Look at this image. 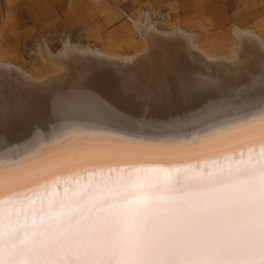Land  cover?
Instances as JSON below:
<instances>
[{
  "label": "snow or ice",
  "instance_id": "6c2138e0",
  "mask_svg": "<svg viewBox=\"0 0 264 264\" xmlns=\"http://www.w3.org/2000/svg\"><path fill=\"white\" fill-rule=\"evenodd\" d=\"M257 71L259 77L251 76L245 88L258 85L264 96V60ZM114 86L116 94L127 100L130 111L118 110L85 90L84 85L77 93L78 103L99 121L134 138L85 137L51 160L42 158L30 165L20 161L9 166L0 163V264H264V142L259 166L245 170L250 177L246 182L233 184L231 191L210 188L191 193L189 199L177 198L159 212L129 207L146 197L137 199L133 193H123V203L104 200L79 208L81 213L92 214L97 208L109 213L97 215L91 226H82L79 221L73 224L72 213L77 209L63 202L60 206L66 210L59 213L51 203L46 214L42 208L39 222L33 219L28 223L11 211L5 213V204L11 208L23 204L14 197L61 179V172H52L19 185L21 180L37 176L58 160L70 158L73 167L68 171L75 172L110 163H129L114 157L133 151L165 157L203 149L213 140L181 142V130L205 123L213 100L234 87L225 79L209 78L178 60L165 64L155 87L142 83L135 72L120 74ZM161 111L167 114L163 119L150 118ZM28 115L29 107L22 100L0 98V129L27 119ZM257 128L264 133V116L257 124L249 122L228 135ZM236 151L243 154L245 149H227L223 154ZM82 153L93 155L83 163H75ZM100 153L103 155H96ZM225 180L235 181L236 175L230 172Z\"/></svg>",
  "mask_w": 264,
  "mask_h": 264
},
{
  "label": "bare ground",
  "instance_id": "6f19581e",
  "mask_svg": "<svg viewBox=\"0 0 264 264\" xmlns=\"http://www.w3.org/2000/svg\"><path fill=\"white\" fill-rule=\"evenodd\" d=\"M131 25L143 42L141 49L131 55H116L65 42L56 54L41 48L43 62L57 66L58 71L39 77L0 61V98L22 100L29 107L27 119L5 124L0 129V163L9 166L20 161L30 165L42 158L51 160L85 137L134 138L128 132L99 121L88 108L81 106L77 96L80 86H86L85 90L102 97L118 110L130 111L127 100L116 94V78L122 73L135 72L142 83L155 87L164 74L165 64L176 60L209 78H222L234 85L213 100L211 115L205 123L181 130V142L210 138L213 143L203 149L165 157L148 155L144 150L133 151L114 157L129 163H110L75 172L68 171L73 167L70 158L58 160L37 176L21 180L19 185L52 172H61L62 178L47 187L33 188L21 197H14L23 204L14 208L5 204V213L11 211L28 223L33 219L39 222L42 208L46 214L51 203L53 210L59 213L66 210L60 206L63 202L77 209L72 213L73 224L79 221L82 226H91L97 215L103 217L109 213L99 208L92 214L81 213L79 208L104 200L123 203L122 194L133 193L137 199L141 196L146 199L129 207L159 212L173 200H187L197 191L210 188L231 191L233 184H243L250 178L245 175L246 169L259 166L264 133L257 128L235 136L228 134L246 127L249 122L257 124L264 116V96L259 86L245 88L251 76L260 75L257 69L264 60L262 38L249 30L234 29L232 56L226 58L205 51L180 27L168 32L158 31L147 15L143 21L132 19ZM166 115L161 111L150 118L163 119ZM249 146H252L251 151ZM239 148L245 149L243 154L239 151L223 154L227 149ZM92 155L82 153L75 163H83ZM160 168L164 170H153ZM230 172L236 175L235 181L225 180ZM27 235L30 240L31 232Z\"/></svg>",
  "mask_w": 264,
  "mask_h": 264
},
{
  "label": "rangeland",
  "instance_id": "374dc122",
  "mask_svg": "<svg viewBox=\"0 0 264 264\" xmlns=\"http://www.w3.org/2000/svg\"><path fill=\"white\" fill-rule=\"evenodd\" d=\"M144 15L158 31L180 27L226 58L234 29L264 41V0H0V61L39 77L58 71L43 62L41 48L56 54L65 42L131 55L143 44L131 20Z\"/></svg>",
  "mask_w": 264,
  "mask_h": 264
},
{
  "label": "water",
  "instance_id": "95a60500",
  "mask_svg": "<svg viewBox=\"0 0 264 264\" xmlns=\"http://www.w3.org/2000/svg\"><path fill=\"white\" fill-rule=\"evenodd\" d=\"M172 182H174L176 184L177 181L176 180H173Z\"/></svg>",
  "mask_w": 264,
  "mask_h": 264
}]
</instances>
